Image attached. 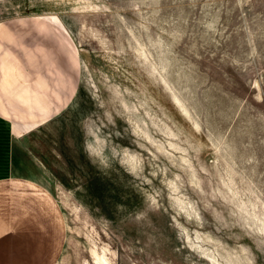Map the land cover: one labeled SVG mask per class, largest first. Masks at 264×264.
<instances>
[{
	"label": "rangeland",
	"instance_id": "1",
	"mask_svg": "<svg viewBox=\"0 0 264 264\" xmlns=\"http://www.w3.org/2000/svg\"><path fill=\"white\" fill-rule=\"evenodd\" d=\"M0 27L57 264H264V0H0Z\"/></svg>",
	"mask_w": 264,
	"mask_h": 264
},
{
	"label": "crops",
	"instance_id": "2",
	"mask_svg": "<svg viewBox=\"0 0 264 264\" xmlns=\"http://www.w3.org/2000/svg\"><path fill=\"white\" fill-rule=\"evenodd\" d=\"M14 34L0 27L7 35L0 36V264H57L66 248L64 213L44 185V165L26 131L31 123L5 106L36 90V77L21 73ZM26 164L32 171L24 170Z\"/></svg>",
	"mask_w": 264,
	"mask_h": 264
}]
</instances>
